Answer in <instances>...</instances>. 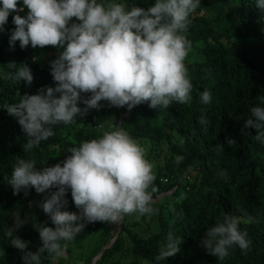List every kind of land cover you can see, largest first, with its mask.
Masks as SVG:
<instances>
[{
	"label": "trees",
	"instance_id": "trees-1",
	"mask_svg": "<svg viewBox=\"0 0 264 264\" xmlns=\"http://www.w3.org/2000/svg\"><path fill=\"white\" fill-rule=\"evenodd\" d=\"M147 8L152 0H126ZM19 7V5H17ZM23 15L24 13H19ZM184 33L191 43L185 67L192 84L190 99L173 102L167 109H151L147 102L128 109L100 101L98 109L77 116L76 123L52 127L53 135L39 146L23 151L26 136L16 120L0 109V264H22L23 253L4 237L19 213L27 223L15 235L28 242L25 251L40 246L37 224L52 227L37 205L48 195L28 188L13 194L7 179L17 157L32 159L36 167H50L68 155V149L82 140L99 137L105 125L97 119L105 116L109 126H120L143 148L152 164L154 213L148 235L137 230L144 218L120 224L115 242L95 264H139L143 258L153 264L163 238L172 231L180 239L178 251L160 264H264V144L255 139V131L243 128L249 108L264 97V10L253 0H200ZM12 14L0 32V104L12 103L24 94H35L42 87H53L49 62L57 55L51 46L21 49L17 41L11 48L8 37ZM35 58V60H33ZM9 63H27L33 80L30 86L12 83L3 75ZM208 90L211 100L203 104L199 97ZM89 93H82L86 99ZM78 107L85 106L78 101ZM108 117V118H107ZM203 117L205 123H200ZM119 122V123H118ZM231 139V143L227 141ZM177 157H181L177 161ZM55 189H52L54 191ZM170 192V194H168ZM64 210L77 212L70 197ZM225 214L240 217L238 227L247 233L245 250L233 245L223 260L208 254L200 241L204 231ZM104 222L86 223L81 230L98 238L89 255L77 257L68 242L65 257L57 264H90L92 258L114 237ZM142 233V232H141ZM42 255V264H52Z\"/></svg>",
	"mask_w": 264,
	"mask_h": 264
},
{
	"label": "clouds",
	"instance_id": "clouds-1",
	"mask_svg": "<svg viewBox=\"0 0 264 264\" xmlns=\"http://www.w3.org/2000/svg\"><path fill=\"white\" fill-rule=\"evenodd\" d=\"M253 2L264 10V0ZM199 5L200 0H152L145 9L126 0H0V32L12 14L10 48L18 41L21 49H57L56 57L49 62L53 87L45 86L35 94L20 96L16 102L0 104L26 136L23 151L51 137L53 126L76 123L77 116L98 109L100 101L114 107L126 105L128 109L147 102L154 110L167 109L173 102L186 103L192 89L185 67L191 43L184 33ZM6 67L10 69L3 74L6 79L31 85L33 76L27 63H9ZM82 93L89 95L84 99ZM199 99L208 104L209 91L201 92ZM78 101L83 109L77 106ZM249 113L243 128L254 130L255 139L264 144V97H258ZM199 122L205 123L203 117ZM68 153L50 167L38 168L34 160L19 157L12 166L7 184L13 194L21 190L26 193L28 188L37 194L47 192L37 206L52 225L37 224L34 230L40 246L35 252L25 251L28 242L15 233L27 219L18 212L14 214L13 226L4 237L23 253L22 264H42V255L64 257L68 242L86 223L118 224L120 231L126 215L140 217L155 211L151 206L156 191L152 164L144 148L120 126L112 125L99 137L82 140ZM180 159L177 157V161ZM66 193H70L77 212L64 210ZM239 223L240 217L225 214L204 231L201 246L218 260H223L233 245L247 249V233L240 230ZM114 237L90 264L99 260L104 248H110ZM179 243L180 239L168 231L153 264L173 256ZM137 260L148 264L143 258Z\"/></svg>",
	"mask_w": 264,
	"mask_h": 264
},
{
	"label": "rangeland",
	"instance_id": "rangeland-1",
	"mask_svg": "<svg viewBox=\"0 0 264 264\" xmlns=\"http://www.w3.org/2000/svg\"><path fill=\"white\" fill-rule=\"evenodd\" d=\"M104 121H106L105 116H100L97 119V123L102 122L105 125V127L103 128V131L111 130V125L109 126ZM149 216L150 215H144V216L137 217V215L135 213H133V214L130 215L128 222H134V221L140 220L141 218H144L145 224L141 223L139 225V227L137 228V230L140 232L141 235L143 234V235L147 236L148 232H147L146 228L150 229V226H152L150 224V222L148 221V219H149L148 217ZM106 224H107V229L111 233H114V232L117 231L118 224H111V223H108V222H106ZM98 236H99L98 234H96V235H87V234H83L82 232L78 233L77 236L72 241L74 254L77 255V257H81V258L87 257L89 255V251L92 248V245H93L94 241L98 238ZM65 256L66 255H64V257ZM96 258L97 257H95L94 260ZM52 264H57V258H54L52 260Z\"/></svg>",
	"mask_w": 264,
	"mask_h": 264
},
{
	"label": "water",
	"instance_id": "water-1",
	"mask_svg": "<svg viewBox=\"0 0 264 264\" xmlns=\"http://www.w3.org/2000/svg\"><path fill=\"white\" fill-rule=\"evenodd\" d=\"M118 232H119V230L117 231V233H116V235H115L113 241L116 239V237H117V235H118ZM109 246H111V245H109ZM109 246H108V247H109ZM108 247H107V248H108ZM105 250H106V248H104V249L102 250V253H103ZM100 254H101V253H100Z\"/></svg>",
	"mask_w": 264,
	"mask_h": 264
}]
</instances>
